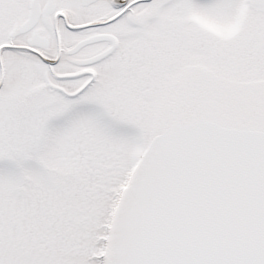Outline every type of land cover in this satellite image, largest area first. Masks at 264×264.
I'll return each mask as SVG.
<instances>
[{
	"label": "snow or ice",
	"instance_id": "snow-or-ice-1",
	"mask_svg": "<svg viewBox=\"0 0 264 264\" xmlns=\"http://www.w3.org/2000/svg\"><path fill=\"white\" fill-rule=\"evenodd\" d=\"M0 264H264V0H0Z\"/></svg>",
	"mask_w": 264,
	"mask_h": 264
}]
</instances>
